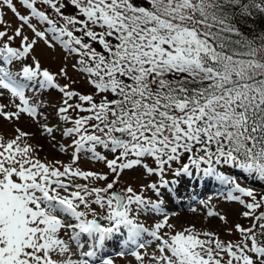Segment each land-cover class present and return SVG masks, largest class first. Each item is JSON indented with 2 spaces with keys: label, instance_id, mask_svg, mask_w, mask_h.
Returning a JSON list of instances; mask_svg holds the SVG:
<instances>
[{
  "label": "snow or ice",
  "instance_id": "6c2138e0",
  "mask_svg": "<svg viewBox=\"0 0 264 264\" xmlns=\"http://www.w3.org/2000/svg\"><path fill=\"white\" fill-rule=\"evenodd\" d=\"M19 4L27 14L14 0H0V9L6 7L20 22L9 35L0 11V97L9 94L15 108L0 104V118L35 119L38 108L26 89L56 88L62 94L57 115L72 125L62 135L73 137L74 152L72 164L61 170L33 157L29 133L16 129L14 138L0 137V264H90L71 258L74 250L61 233H70L82 257L93 258L125 232L126 247L145 248V233L158 241L150 264H264V194L237 182L239 175L264 182V34H255L253 27L258 18L264 20V0ZM33 18L47 27L38 29ZM25 26L35 38L23 34ZM39 40L48 47L59 44L66 58L78 57L73 67L87 78L89 92L75 90V81L59 85L34 57L27 62ZM59 75L68 77L63 68ZM41 127L55 140L53 127ZM60 151L67 149L60 145ZM81 152L103 161L115 178L105 187L74 183L75 178L108 180L107 174L73 167ZM137 168L158 177L142 186L156 200L131 186L110 191L125 170ZM193 180L230 186L226 200L242 206L239 215L247 226H229L226 215L211 209L207 216L217 217L237 239L225 241L192 227L162 233L172 227L167 216L151 230L137 222L141 213L162 212L164 198ZM93 204L106 209L101 218L107 226ZM81 205L88 211L78 210ZM85 244L90 250H83ZM131 255L144 264L146 254L133 250Z\"/></svg>",
  "mask_w": 264,
  "mask_h": 264
},
{
  "label": "rangeland",
  "instance_id": "374dc122",
  "mask_svg": "<svg viewBox=\"0 0 264 264\" xmlns=\"http://www.w3.org/2000/svg\"><path fill=\"white\" fill-rule=\"evenodd\" d=\"M14 3L18 7L21 14H27V10L19 4V0H14ZM4 12V18L10 27H8L9 35L12 34L13 30L20 25L18 19L11 13L7 8L0 9ZM32 23L37 26L38 29L43 30L47 25L39 24L35 18H33ZM23 34L29 36L30 39L35 38L30 29L25 26L23 28ZM50 35V34H49ZM12 46H18L20 39L12 41ZM64 49L56 44L55 47H48L43 40H39L37 45L34 47L30 57L28 58V63H31V58L34 57L39 60L42 68L48 69L51 73L55 74L56 83L63 86L64 84H72V87L82 93H87L90 91V85L87 83V78L82 75L76 68L73 67L75 61L78 57H68ZM65 69L68 73V77L59 75L61 69ZM15 70V69H13ZM26 96L30 101V104L38 108V116L30 118L27 114H22L19 120H5L0 118V137H3L5 141L14 138L16 135V129H21L22 131L29 133L30 135L26 138L27 142L32 146V155L34 158L39 159L41 162L60 167L61 170L64 165L72 164V155L74 152V147L72 146L73 137H66L62 135V131L66 127L72 126L70 123H66L61 120L57 115V110L62 106L61 99L62 94L56 88L51 89H39L35 86H29L26 89ZM11 97L9 94L5 93L4 97H0V104H8V111H15V108L11 103H9ZM19 102L18 100L16 101ZM69 115L72 117L76 116V112L70 110ZM46 118V119H45ZM46 123L48 126L54 128L55 140H53L47 133L43 132L41 127L42 124ZM60 145H63L67 151H60ZM102 154L106 155L109 159L113 158V155L107 154L108 152L101 148L97 149ZM103 150V149H102ZM60 163L57 164L56 162ZM146 163L152 164L151 160L146 161ZM73 167H79L83 171H93L101 174H107V181H96L93 179L83 180L80 178H75L74 183L76 184H87L89 188L92 187H105L108 182L114 179V174H112L106 167L103 161H96L91 158V153L81 152L80 159L76 162ZM237 170H232L236 172ZM226 175L230 173H225ZM158 177H149L144 174L142 168H137L133 170H125L118 179L117 184L110 191L123 192L127 187L131 186L137 193L142 191L146 198L151 200H156L157 197L151 190H142L143 185L154 182ZM258 180V179H256ZM254 180L252 177L245 178V175L237 176V182L244 187L253 188L258 195L264 194V182ZM194 183L197 181L193 180ZM230 188V186H229ZM76 190L75 188H70V191ZM228 193V190H227ZM225 191L223 193L217 192L213 194L210 191H206L205 194L198 195L194 200L188 205H183L181 208L173 207V209H168L167 207L161 205L164 210L160 213H141L137 217V222L142 223L146 228L150 230L154 227L157 222H161L165 216L168 217V223L172 225L171 228H164L161 230L162 233H168L169 235L175 232L183 231L186 228L192 227L197 232L212 231L218 234L222 240H235L238 234L229 235L225 229V225L217 217L207 216L209 209L226 215L229 226L235 223H241L247 226V221L240 217V212L243 210L242 206L235 202H230L226 200ZM62 194H66L63 193ZM189 197V192L185 194ZM184 198V194H181ZM94 197H87L91 200ZM174 198V195H172ZM165 203L171 202L170 199L164 198ZM92 208L98 213L97 219L100 218V223L107 226V221L103 220L101 217L105 215L106 209L101 210L99 206L93 204ZM195 209V211H193ZM78 210L88 211L84 209L83 205L80 206ZM88 218H93L91 212H89ZM70 220V218H67ZM63 239L68 241V233H61ZM143 239H149L145 242V248L137 249L141 254L145 255L144 264H150V257L153 254H158L156 249L155 241L147 233L143 236ZM121 251L116 250L114 253H108L102 259L95 263L90 264H101L102 260L111 259L113 264H139L135 257L131 255L128 251L124 252V255H120Z\"/></svg>",
  "mask_w": 264,
  "mask_h": 264
},
{
  "label": "trees",
  "instance_id": "16d2710c",
  "mask_svg": "<svg viewBox=\"0 0 264 264\" xmlns=\"http://www.w3.org/2000/svg\"><path fill=\"white\" fill-rule=\"evenodd\" d=\"M253 27L255 30V34H264V20L258 18Z\"/></svg>",
  "mask_w": 264,
  "mask_h": 264
},
{
  "label": "bare ground",
  "instance_id": "6f19581e",
  "mask_svg": "<svg viewBox=\"0 0 264 264\" xmlns=\"http://www.w3.org/2000/svg\"><path fill=\"white\" fill-rule=\"evenodd\" d=\"M192 182H193V181H192ZM193 183H194V182H193ZM170 187H172V185H170ZM175 187H176V186H175ZM175 187H174V188H175ZM171 198H172V196H171Z\"/></svg>",
  "mask_w": 264,
  "mask_h": 264
},
{
  "label": "water",
  "instance_id": "95a60500",
  "mask_svg": "<svg viewBox=\"0 0 264 264\" xmlns=\"http://www.w3.org/2000/svg\"><path fill=\"white\" fill-rule=\"evenodd\" d=\"M115 191V190H114ZM117 192V191H116Z\"/></svg>",
  "mask_w": 264,
  "mask_h": 264
}]
</instances>
